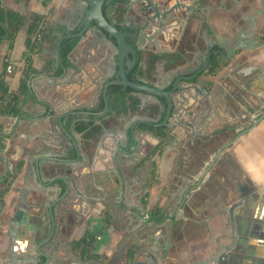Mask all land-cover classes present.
<instances>
[{
  "label": "crops",
  "instance_id": "obj_1",
  "mask_svg": "<svg viewBox=\"0 0 264 264\" xmlns=\"http://www.w3.org/2000/svg\"><path fill=\"white\" fill-rule=\"evenodd\" d=\"M189 2L198 14L192 27L172 23L157 39L156 50L182 56V65L153 67L149 51H141V80L147 84L188 74L204 54L205 40L224 54L239 32L255 40L225 59L217 75H202L214 81L216 90L184 115L186 122L199 115L191 128L173 123L147 170L125 168L137 162L135 156L119 157V168L106 152L133 124L144 132L161 123L155 110L161 97L148 96L143 104L141 91L134 89L130 97L137 112L107 107L103 73L110 66L108 57L116 60V55H107L105 46L97 53L90 35L78 41L69 65H63L59 42L72 40L69 35L79 31L88 2L0 0V27H5L4 10L26 16L13 45L8 34L0 45V79L9 92L19 93L26 81L18 114L3 112L0 103V264H41V251L50 242L101 264H214L220 246L233 240L230 209L238 237L220 264H264V0H217V11L208 15L214 0ZM104 13L116 27L126 26L119 10ZM37 14L47 19L49 35L43 45L29 47L27 31ZM129 57L128 73L137 64L131 52ZM118 73L117 65L112 80ZM161 127L168 128L159 126L158 133L164 132ZM140 138L139 156L162 140L148 134ZM154 165L156 179L151 180ZM114 170L124 171L125 178L118 181ZM15 172L7 187L6 179ZM157 207L163 220L149 221ZM85 237L90 245L78 243ZM131 249L135 254L129 260Z\"/></svg>",
  "mask_w": 264,
  "mask_h": 264
},
{
  "label": "water",
  "instance_id": "obj_2",
  "mask_svg": "<svg viewBox=\"0 0 264 264\" xmlns=\"http://www.w3.org/2000/svg\"><path fill=\"white\" fill-rule=\"evenodd\" d=\"M86 1L88 2V9L82 16L80 29L77 33L70 34L69 38L72 39V41L77 40L78 43L80 39L90 35L88 42L93 44L94 50L97 53L100 52L102 46H105L107 55H110V52L116 55L117 63L115 59L109 56L108 61L110 66L107 67L106 71L103 73L104 79H107L108 83L105 86L103 93L106 106H109L107 98V87L110 84H120L123 86L132 87L136 90H140L143 98V104L147 101L148 96L161 97V99L157 97L158 100L155 110H157V112H159V115L163 117V121L159 124H152L153 130L147 129L144 132H140L136 129V123L133 124L129 129V132H125L123 139L118 140V143L116 144L111 143V147L108 148L109 150L106 152V155L108 156L107 160H110L113 165L116 164L119 168H123L122 162L119 157L129 158L135 156V158L139 157V159L137 158V162L134 163L132 161L130 162L132 164H126L125 168L138 167V169L145 168L148 170L150 165L153 164L152 161L147 162V164L145 165H140L144 157V155L139 156L143 151L142 141L140 138L141 135L148 134L161 140V137L157 135V129L159 126H167V129L163 127H161V129H164L163 131L168 134L175 127V124H173L174 122L183 127L186 126L191 128L193 126L192 123L190 124L189 122H185L184 120V114L186 112L185 110H187V108H185V103H188L191 97V88H195L198 84H196L195 82L193 84H186L185 81L197 78L199 72L207 67V63H205L202 68L192 69V76L187 77L178 73V77H176L174 80H167L168 82H163L161 83V85L157 86L149 85L144 80L133 81L129 79L128 72L125 66V59L129 58L130 60H132V58L129 57V52L134 55L133 59L135 60L140 57L141 51L147 50L153 52L151 48L146 47L144 43L145 40L148 39L149 42L152 41L154 44H157L158 36L166 35V32L170 28L172 23L173 26L177 25L175 20L179 17L172 13L173 10L171 9V7L169 8L168 3L166 4L165 1L154 3L152 2V0H145L152 7L153 11H151V14L146 13L143 16L145 18V22L139 25V29H137L136 31L134 30L133 32H127L118 29L112 22H110L106 18L104 14L105 5L111 4L116 0ZM134 1L135 0H129V3L133 4ZM140 28H142V30ZM250 34L254 35L252 31ZM244 36V33L239 32L235 36V42L233 43L231 48L226 49L227 54H224L221 50L220 54L224 56V58L228 59L233 57L239 49H245L247 48V46H251V43L254 42L255 39L249 41L246 40ZM128 38H130L132 42L129 41ZM257 42L259 44L261 43L259 40H257ZM60 45L61 42H59V47ZM76 46L73 50L76 49ZM182 58V56L174 54L169 61H166V63L169 64L172 69H174L182 65ZM117 65L119 73L118 75H114L115 80H112V72H114L115 66ZM171 76H173V73L171 74ZM168 85H171L170 89H166ZM202 89L205 93H207V90L204 86H202ZM229 144L230 143H227L225 144V146H228ZM113 172L117 173V171L115 170ZM122 177L125 178L124 171H121V173H117L116 179L118 181H121ZM235 205L233 207H235ZM229 213L233 221V230L231 233L233 240L231 244L220 246V248L217 250V253L212 259L214 264H220V258L222 257V255L229 252V250L236 244L237 241L238 233L232 209L229 210ZM52 236L50 240L52 239ZM41 255L44 257V261L41 264H101V262H98L95 259L82 260L77 254H75L72 250L66 248L64 245L59 246V244L57 245L52 242L49 243L47 249L41 251ZM135 264H139V261H136Z\"/></svg>",
  "mask_w": 264,
  "mask_h": 264
},
{
  "label": "trees",
  "instance_id": "obj_3",
  "mask_svg": "<svg viewBox=\"0 0 264 264\" xmlns=\"http://www.w3.org/2000/svg\"><path fill=\"white\" fill-rule=\"evenodd\" d=\"M2 19L5 23V27H0V45L3 40V36L8 34L7 37L10 40V45H13V41L17 32L21 29L22 25L26 21V16L20 14L16 11L11 10H4L1 12ZM43 16L40 14L35 15V17L30 21L29 28L27 31V39L26 43L29 47H32L36 44V40L33 38L35 30L37 29L39 23L42 21ZM48 32H43L42 38L39 41V45H43V43L48 38ZM77 40H64L61 44V58L64 66L69 65V55L71 51L76 46ZM157 63V60L152 62V66ZM227 64V61L223 60L222 57L217 58V62H213L210 66V73L216 74L218 73L224 65ZM30 70L27 69L26 75H28ZM143 74V70L139 63H137L134 68L128 73L129 79L133 81H140ZM26 88V81L23 79L20 85V91L18 92H9L8 86L5 83L4 79H0V103L2 105V111L10 114H18L20 112L19 103L21 101L20 92H24ZM130 91H135L134 88L129 86H123L120 84H110L107 87V98L108 104L111 110L115 111L116 113H123L126 111L129 112H137L138 106L137 104L131 100ZM163 99V98H162ZM165 101V100H164ZM153 130V126L148 127ZM157 134L161 137V142L147 155H145L140 163V165H145L150 159V157L156 153L162 152L166 141L168 140V135L165 132H159L157 129ZM16 175L11 174L9 178L6 179L7 187H9ZM151 180L156 179V166L154 165L151 170ZM2 203V200H1ZM163 213L160 207L155 208L149 214V221L153 222H161L163 220ZM83 243L85 246L90 245V241L85 238L79 240L78 243ZM135 254V250L131 249L129 251V260L133 258Z\"/></svg>",
  "mask_w": 264,
  "mask_h": 264
},
{
  "label": "flooded vegetation",
  "instance_id": "obj_4",
  "mask_svg": "<svg viewBox=\"0 0 264 264\" xmlns=\"http://www.w3.org/2000/svg\"><path fill=\"white\" fill-rule=\"evenodd\" d=\"M161 1H165V3H168L169 8L171 7V9L173 10V14L177 15V17H179L178 19L175 20L177 25L174 26H178L179 28H181L183 26L184 29L188 30L190 29V27H192L193 21L196 20V14L195 11L196 6L195 4H192L191 0H152V2L154 3H159ZM216 3L214 5H211V7L208 9L209 12L206 14L208 15L213 14V11H217V0H214ZM112 9V10H119V12H121V14L124 16L125 23L126 26H120L118 29L123 30V31H127V32H133L134 30L136 31L137 29H139V25L142 24L143 22H145V18L143 17L146 13L151 14V11H153L152 7L145 1V0H135L133 2V4L129 3V0H116L111 4L105 5L104 7V12L107 11V9ZM199 8V6H198ZM168 9V8H167ZM193 11V12H191ZM197 12V11H196ZM105 14V13H104ZM205 15V16H206ZM206 20H204L205 22ZM198 22V21H197ZM206 23V22H205ZM172 26V25H171ZM142 30V28H140ZM177 36V35H176ZM129 41L130 38H128ZM132 42V41H131ZM145 45L149 44V40L146 39L145 40ZM153 47V52H148L147 53V60L150 63V65L152 66V62L154 60H157V63L155 65H153V67H157L158 63L162 64L163 62L166 63V61H169L172 56L174 55L173 53H169L166 52L162 49H159L158 51L156 50V48L158 49L159 46L158 44H154ZM151 47V48H152ZM203 51V55L200 57H197L195 60V66H191V70L194 68H202L204 66L205 63H207V67L204 70H201L199 72V75L197 78H193L189 81H185L186 84H193L194 82L198 85H196V87L191 88V97L188 101V103H185V108H187V110H185V114H189L192 110V108L194 106H196L197 104H200V101L203 103L204 102V97H208L211 93H213L216 90V87L214 85V81L212 80H202V75L206 74V75H210V76H215L216 74L210 73V66L213 62H217V58L222 57L223 60H225L226 58H224V56H222L220 54V50L217 48V45L212 43L211 41L205 40V44L203 45L202 48ZM227 61V60H225ZM141 62V63H140ZM137 63L140 64V66L142 65V53L140 55V57L137 59ZM142 68V66H141ZM152 69V68H151ZM186 74L185 76L189 77L192 76L193 73L191 72ZM202 86H204L207 90V93H205L202 89ZM209 99V98H208ZM207 99V100H208ZM184 114V115H185ZM195 120H193L192 122H189L190 124L192 123L193 125L198 121L199 119V115H197V117L194 118ZM186 122V121H185ZM188 122V121H187ZM222 132V129H217V136L219 135V133ZM218 139V137H217Z\"/></svg>",
  "mask_w": 264,
  "mask_h": 264
},
{
  "label": "built area",
  "instance_id": "obj_5",
  "mask_svg": "<svg viewBox=\"0 0 264 264\" xmlns=\"http://www.w3.org/2000/svg\"><path fill=\"white\" fill-rule=\"evenodd\" d=\"M46 28H47V19L44 18V19L39 23L37 29L35 30L34 36H33V38L36 40V43L39 42V41L41 40L42 35H43V32L45 31ZM12 68H13V66H12L11 64H9V65L7 66V71H8L9 73H11L12 70H13Z\"/></svg>",
  "mask_w": 264,
  "mask_h": 264
}]
</instances>
